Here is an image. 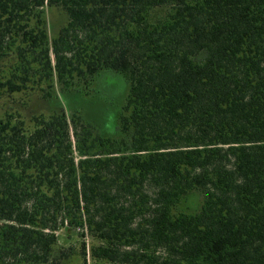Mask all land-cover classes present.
<instances>
[{"label":"trees","instance_id":"1","mask_svg":"<svg viewBox=\"0 0 264 264\" xmlns=\"http://www.w3.org/2000/svg\"><path fill=\"white\" fill-rule=\"evenodd\" d=\"M108 70L113 134L84 109ZM88 257L264 264V0H0V264Z\"/></svg>","mask_w":264,"mask_h":264},{"label":"rangeland","instance_id":"2","mask_svg":"<svg viewBox=\"0 0 264 264\" xmlns=\"http://www.w3.org/2000/svg\"><path fill=\"white\" fill-rule=\"evenodd\" d=\"M50 13V8H47L46 16L49 17ZM55 17H57V14ZM38 78L39 77L33 72L31 78L27 81V89L25 88L23 90L25 92L16 93L14 95L16 100L25 105L29 113L35 112L36 110L48 112L49 106H47L48 103L44 101V97L49 94V92L59 90L58 86L54 85L53 88L48 87L45 81H40ZM95 89L97 93H95L94 98L87 99L84 109L90 114L92 119H96L100 123L103 122V126H101L103 131L108 134H113L117 113L128 92V80L122 73L108 70L100 77ZM37 97L40 98L38 99ZM80 240L81 238H78L76 235L67 239L64 231L60 232V242L64 245L74 243L76 247L79 248ZM85 240L89 242L87 237ZM88 264H93L90 257H88ZM101 264L108 263L101 262Z\"/></svg>","mask_w":264,"mask_h":264}]
</instances>
